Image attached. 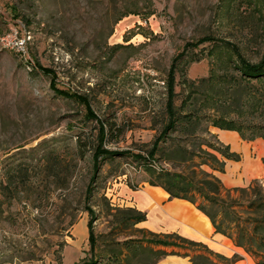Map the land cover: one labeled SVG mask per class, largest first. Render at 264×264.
I'll return each instance as SVG.
<instances>
[{"label": "rangeland", "instance_id": "rangeland-1", "mask_svg": "<svg viewBox=\"0 0 264 264\" xmlns=\"http://www.w3.org/2000/svg\"><path fill=\"white\" fill-rule=\"evenodd\" d=\"M11 29L27 50L0 42V183L19 164L29 179L13 173L0 192V264L85 262L90 218L101 248L138 237L136 226L112 222L106 200L144 182L134 155L162 129L170 95L179 111L233 121L246 136L251 125L264 133V78L246 79L237 68L264 61V0H0V36ZM100 122L103 148L126 153L94 172ZM208 129L240 156L218 174L226 188L264 181V139ZM173 141L193 148L179 130Z\"/></svg>", "mask_w": 264, "mask_h": 264}, {"label": "trees", "instance_id": "trees-1", "mask_svg": "<svg viewBox=\"0 0 264 264\" xmlns=\"http://www.w3.org/2000/svg\"><path fill=\"white\" fill-rule=\"evenodd\" d=\"M237 68L246 79L264 78V61L259 64H247L242 61ZM45 71L51 72L50 69L42 70ZM84 106L88 116L89 107ZM165 111V122L150 147L144 154L134 155L146 172L143 181L162 187L169 194V198H181L194 204L209 218L215 232L226 236L234 245L251 255L255 260L254 264H264V181L252 179L247 186L226 188L218 174L225 171L228 160L238 161L240 156L220 142L217 135L208 129L211 125L219 129L236 130L242 140L252 141L258 137L264 139L262 127L251 125V133L246 136L233 121L206 119L195 111L177 110L171 95L168 97ZM203 120H206V126L201 127ZM172 130H179L184 140L190 142L193 148L188 149L174 141L169 142ZM106 136L105 123L100 122L96 135L97 143L93 149L94 172L99 170L101 160L126 153L103 148ZM78 149L82 154L85 152V147L81 145H78ZM157 161L173 163L179 170L158 166L155 164ZM13 173L17 174L19 180L29 179L27 170L20 164L9 168L6 171L5 184L0 183L1 193L5 194L9 190ZM95 176L91 177L89 188L95 182ZM90 196L92 193L88 190L86 198ZM109 202V199L106 200V211L116 225L132 227L146 219L144 211L135 207H112ZM87 211L90 214V210ZM87 227L91 256L83 263L74 264H156L170 254L189 256L190 264H236L240 260L237 253L228 257L177 233H155L144 228L135 229L140 233L138 237L107 241L101 248L97 244L91 218ZM187 248L190 251L186 250ZM213 257L217 261H214Z\"/></svg>", "mask_w": 264, "mask_h": 264}, {"label": "crops", "instance_id": "crops-1", "mask_svg": "<svg viewBox=\"0 0 264 264\" xmlns=\"http://www.w3.org/2000/svg\"><path fill=\"white\" fill-rule=\"evenodd\" d=\"M214 132L217 134V131ZM120 191L125 206L135 207L146 214V219L135 225L137 228L155 233L174 232L228 257L243 251L229 238L215 232L209 218L194 204L181 198H169V194L160 186L143 182L133 189L124 184L120 187ZM156 264H190V261L189 256L170 254ZM237 264L243 262L238 261Z\"/></svg>", "mask_w": 264, "mask_h": 264}, {"label": "built area", "instance_id": "built-area-1", "mask_svg": "<svg viewBox=\"0 0 264 264\" xmlns=\"http://www.w3.org/2000/svg\"><path fill=\"white\" fill-rule=\"evenodd\" d=\"M0 42L3 46H9L11 48H14L18 53L24 54L26 53L27 47H26V41L24 38L19 37L18 31L11 29L8 33H5L0 36ZM110 201V205L112 207H121L124 206V202L121 199H113L111 197H108Z\"/></svg>", "mask_w": 264, "mask_h": 264}]
</instances>
